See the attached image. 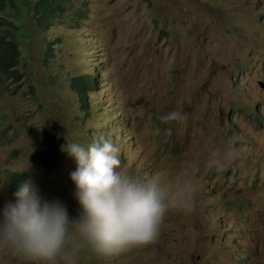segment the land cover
<instances>
[{
  "label": "rangeland",
  "instance_id": "1",
  "mask_svg": "<svg viewBox=\"0 0 264 264\" xmlns=\"http://www.w3.org/2000/svg\"><path fill=\"white\" fill-rule=\"evenodd\" d=\"M69 2L47 31L19 17L31 38L19 43L20 83L0 85V211L14 202L9 173L29 164L42 198L78 218L76 164L61 148L103 136L123 170L194 176L199 191L193 212L167 213L156 243L114 255L83 246L77 264H264V0ZM80 75L96 81L87 113L70 88ZM173 110L187 119L161 123ZM230 148L227 167H208L212 149ZM0 264L32 262L0 248Z\"/></svg>",
  "mask_w": 264,
  "mask_h": 264
},
{
  "label": "clouds",
  "instance_id": "2",
  "mask_svg": "<svg viewBox=\"0 0 264 264\" xmlns=\"http://www.w3.org/2000/svg\"><path fill=\"white\" fill-rule=\"evenodd\" d=\"M258 86L264 88V82ZM186 119L179 110L160 117L163 124ZM164 134L171 137V128ZM61 150L76 164L69 179L76 188L79 217L70 219L58 200L43 199L27 175L16 185L14 202L0 211V248L32 264H77L76 251L83 246L114 255L154 244L170 210H195L199 187L194 176L177 175L165 183L147 174L132 175L121 167L120 147L103 136L87 144L66 143ZM237 155L234 148L212 149L208 167L223 169Z\"/></svg>",
  "mask_w": 264,
  "mask_h": 264
},
{
  "label": "trees",
  "instance_id": "3",
  "mask_svg": "<svg viewBox=\"0 0 264 264\" xmlns=\"http://www.w3.org/2000/svg\"><path fill=\"white\" fill-rule=\"evenodd\" d=\"M27 4L32 3L33 11L27 10ZM70 0H0V85L5 82L7 89L20 83L22 73L18 70L21 59V50L19 43L25 39H30L26 33L27 21L20 20L19 17L24 13L34 21V24L43 31L49 30L60 20L69 9ZM25 28V29H23ZM48 45L47 57L52 56V50ZM14 83V86L11 82ZM96 87V81L91 75H80L70 79V88L76 94L80 107L87 112L88 94L93 92ZM14 89L9 91L14 93ZM39 155H35L34 161L38 165L41 161ZM27 172L9 173L8 186L11 193L16 190V185L26 178Z\"/></svg>",
  "mask_w": 264,
  "mask_h": 264
},
{
  "label": "water",
  "instance_id": "4",
  "mask_svg": "<svg viewBox=\"0 0 264 264\" xmlns=\"http://www.w3.org/2000/svg\"><path fill=\"white\" fill-rule=\"evenodd\" d=\"M260 86L262 87V85L260 84Z\"/></svg>",
  "mask_w": 264,
  "mask_h": 264
}]
</instances>
